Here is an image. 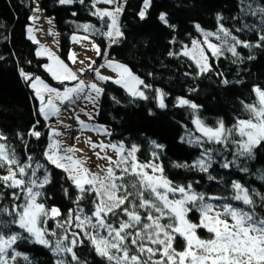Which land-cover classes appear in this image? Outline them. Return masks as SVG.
<instances>
[{
    "label": "snow or ice",
    "instance_id": "obj_1",
    "mask_svg": "<svg viewBox=\"0 0 264 264\" xmlns=\"http://www.w3.org/2000/svg\"><path fill=\"white\" fill-rule=\"evenodd\" d=\"M74 2L59 0L61 5ZM79 3L83 4L84 0ZM151 3L152 0H143L138 13L141 20L146 18ZM100 4L113 7H97ZM238 4L243 19L241 27L235 31L255 33V44L241 40L232 29L225 27L221 23L224 17L220 15L214 32L195 25L203 40L193 39L191 47L184 46L181 54L195 63L198 75L213 70L205 46L216 59L225 52L231 53L236 58L233 63L242 59L238 47L264 48V3L261 0H238ZM91 7V14L107 30L93 24H77V30L89 35L73 34L72 41L80 43L99 34L109 40L107 47L118 43L124 35L119 25V17L124 11L122 0H92ZM249 17L254 18V22L248 23ZM159 19L168 24L166 13H161ZM210 37H215L219 43H213ZM29 39L39 43L32 36ZM91 47L104 62L95 67L96 61L90 59L86 69L76 71L49 49L41 46L37 51V56L46 55L51 61L43 67L61 85L59 88L20 70L39 102V116L47 122L67 110L77 122L78 129L73 130L72 142L65 144L59 139L62 133L58 129L45 125L49 132L42 156L47 164L41 163L34 154L26 153V158L21 160L14 148L0 143V200L10 198L12 201L10 207L0 206V217H7L0 219V264H16L18 257L32 264L26 254L17 251L20 243L49 249L56 257L54 264H88L76 251L82 246L100 258L95 264H264V193L239 180H225L223 177L218 183L226 191L219 195L198 192L192 182L175 183L165 175L159 162L165 146L155 140L150 141L152 159L146 162L137 156L138 145L126 146L123 141L104 143L85 137L84 142L97 162L76 147V142L86 131L111 136L105 126L88 122L98 114L99 100L105 91L96 81L107 83L111 80L125 89L130 97L142 100H147L148 96L140 86L151 87L128 66L107 59V47L103 52L95 42ZM169 55L174 54L170 52ZM68 59L76 63V54L70 52ZM248 59L255 57L249 56ZM105 67L111 69L115 77L102 74L100 69ZM85 71L94 74L92 82L81 78ZM222 83L229 82L223 80ZM156 91L158 107L164 109V93L159 89ZM252 91L254 102L241 101L247 118L236 117L230 126L223 119L209 126L196 115L200 105L178 98L180 106L187 105L193 110L195 118L192 123L200 133L195 136L189 131L180 139L202 151L193 164L177 163L173 167L195 169L207 174L209 181L217 179L210 173L217 163L221 169L234 168L240 173H250L248 162L257 159L256 150L264 144V89L254 86ZM111 99L120 103L115 97ZM81 114L87 117V121L81 119ZM39 123L37 120L32 125L29 136L41 138V132L36 130ZM6 139L0 133V140ZM92 163L95 170L90 166ZM47 165L61 170L64 173L61 180L69 181L76 193L73 198L69 188L61 185L65 198L73 205L66 214L59 207L48 206L45 202L50 199L46 196V187L52 183V170ZM255 178L264 181V169L256 170ZM192 215L197 216L195 221ZM50 221L52 227H49ZM200 231H204L208 238H202ZM180 245L183 250H178Z\"/></svg>",
    "mask_w": 264,
    "mask_h": 264
},
{
    "label": "trees",
    "instance_id": "obj_2",
    "mask_svg": "<svg viewBox=\"0 0 264 264\" xmlns=\"http://www.w3.org/2000/svg\"><path fill=\"white\" fill-rule=\"evenodd\" d=\"M29 1L0 0V133L7 137L6 140H0V143L14 148L21 160L26 158V153L34 154L41 163L47 164L42 153L48 142L49 127L45 126V121L37 113L39 102L29 83L20 75V70L23 69L33 76H41L52 85L56 84V81L43 67L47 59L36 55V44L26 35V25L30 22L32 9ZM122 2L124 11L119 17V25L124 35L119 38V42L107 47L110 43L107 38L99 34L92 37L102 52L107 47V59L129 66L134 74L151 87L144 88L148 99L142 100L130 97L125 89L111 80L102 82L105 91L100 98L98 123L110 127L112 141H123L126 146L138 145L140 151L137 156L142 162L152 159L150 153L153 149L150 141L155 140L164 145L159 162L164 167L165 175L175 183L192 182L198 192L219 195L226 191L218 183L223 177L225 180H239L264 193V181L255 178L256 170L264 169V144L256 150L257 159L248 162L250 173H240L234 168L221 169L217 163L210 169V173L217 179L209 181L207 174L195 169L173 167V164L177 163L193 164L202 151L180 139L189 131L195 136L200 133L196 132L192 123L193 110L187 105L180 106L178 98L188 99L200 105L196 115L209 126H214L218 119H223L225 124L230 126L236 117L247 118L241 101H255L253 87L264 89V48L238 47L237 51L242 59L233 63L236 58L232 57L231 53L225 52L216 59L211 57L205 46L213 70L202 75L197 74L195 63L181 54L184 46L190 44L193 39L203 40L195 25L199 24L205 31H216L218 15L224 17L221 23L232 29L241 40L255 44V33L247 30L235 31L241 27L243 19L238 0H152L143 20L138 15L143 0ZM91 3L92 0H84L83 4L75 0L71 5H61L59 0L40 1L44 13L55 19L60 34L61 56L67 60L71 49V35H89L83 30H77V24L88 23L103 31L107 30L102 22L91 14ZM261 3H264V0H261ZM97 7L111 6L100 4ZM161 13L167 14V25L160 21ZM233 17L237 19L233 20ZM247 22H254V18H247ZM211 39L217 41L215 37ZM170 52L174 55L170 56ZM249 56L255 59L249 60ZM102 62L103 59L98 57L95 65ZM223 80L229 83L224 84ZM157 89L164 93V109L158 107ZM112 97L120 103H115ZM37 120L40 121L36 125V130L42 134L40 139L28 135ZM47 166L52 170V183L46 187V196L50 199L45 202L48 206L59 207L62 213L66 214L73 205L65 198L61 185L69 188L73 198L76 193L70 187L69 181L61 180L64 175L61 170ZM197 181L199 183H196ZM11 203L10 198L0 200V206L10 207ZM191 218L195 221L197 216L192 215ZM52 226L53 222L50 221L49 227ZM199 235L208 238L204 231H200ZM178 250H183L182 245ZM17 251L26 254L32 264H54L56 259L49 249L41 245L20 243ZM76 251L88 264H95L100 259L91 253L88 247L82 246ZM16 264L27 262L18 257Z\"/></svg>",
    "mask_w": 264,
    "mask_h": 264
},
{
    "label": "rangeland",
    "instance_id": "obj_3",
    "mask_svg": "<svg viewBox=\"0 0 264 264\" xmlns=\"http://www.w3.org/2000/svg\"><path fill=\"white\" fill-rule=\"evenodd\" d=\"M40 1L41 0H30L29 1V6L32 7V9H31V14H30V22L26 25L27 37L29 38V36H32L35 38V40L39 41V43H35L36 49H37L36 51H39L41 49V46H43L44 48H47L50 51H52L56 56L60 57V59L64 60L65 63H67L74 71L82 69V68L86 69L89 62H90V59L96 61V59L98 58L95 51L91 47L92 42L96 43V40L91 36L89 40L81 41L80 43H74L71 39L70 52H73L76 54V63H73L72 61L63 58L61 56V52H60L61 51L60 34H59L58 28L56 27L55 19L52 16H48V15L44 14V12L42 10V6L40 4ZM111 7H113V6H111ZM37 8L39 9V11H36ZM34 16L37 17V19H35V20L31 19V17H34ZM29 29H32V31L29 32ZM207 31H213V30H207ZM75 35L85 36L82 33H75ZM72 36L73 35H71V37ZM209 39L213 43H219V41L217 42V41L212 40L211 37ZM187 46L190 48L191 43L188 44ZM70 52H69V54H70ZM69 54H68V56H69ZM41 57H44L47 59L46 64L51 63V61L47 58L46 55L41 56ZM114 61H116V60H114ZM103 62H104V60H103ZM99 65L100 64L94 65V66L98 67ZM100 71L104 75H108V76H112V77H115V75H116L115 73L112 72L111 69H108L106 67L100 69ZM87 73H90V72L85 71V73L81 76V78L84 79L83 76H85ZM39 77H41V76H39ZM88 77H86V78H88ZM138 77L140 78V76H138ZM41 78L46 83L50 84L51 86L54 85V87H58V88L61 87V85H59L57 82H56V84L52 85L47 80H45L43 77H41ZM86 78L84 80L87 81ZM96 82L99 83L100 85H102L100 81H96ZM140 88H141V90L145 91L144 87H142V85L140 86ZM145 94H146V91H145ZM72 120H73V118H72V116L68 115L67 110H62L59 117H53L49 121H47L46 123L50 127L58 129L62 133V135L59 137V139H61L65 144H68V143L72 142L71 136L73 135V132L71 130L74 128V126H73V128L71 127L70 130H68L69 127L72 126L71 125L73 123ZM89 123H91V122H89ZM73 124H75V123H73ZM95 124L102 125L99 123H95ZM102 126H105L110 132H112L108 125H102ZM77 134H79V133L77 132ZM89 136L92 138L93 141H96V142L103 141L104 143H108L109 141H111V142H115V141H112L110 139V137L98 135V134L91 132V131H86L82 134L81 139L76 142V147L83 150V153H82L83 155L92 156V161L97 162L95 156L92 155V152H91L89 146L84 142L85 137H89ZM116 142H119V141H116ZM109 154L111 155L112 153L109 152ZM98 163L103 164V163H105V161H98ZM90 166H92L93 170H95L94 163H92Z\"/></svg>",
    "mask_w": 264,
    "mask_h": 264
},
{
    "label": "crops",
    "instance_id": "obj_4",
    "mask_svg": "<svg viewBox=\"0 0 264 264\" xmlns=\"http://www.w3.org/2000/svg\"><path fill=\"white\" fill-rule=\"evenodd\" d=\"M43 10V9H42ZM44 12V11H43ZM45 14V13H44ZM86 81V80H85ZM99 84V83H98ZM101 84H102V82H101ZM100 85V84H99ZM101 87H102V85H100ZM100 101H101V99L99 100V104H100ZM89 108H91V105H89ZM98 108H99V106H98ZM96 111H98L99 112V110L97 109ZM68 112V115H70V116H72V114L70 113V111H67ZM97 115L98 114H96L95 116H94V120L93 121H89V122H91V123H98V121H97ZM81 119H86V121H87V117H85L83 114H81ZM72 122L73 123H75V124H71L72 126H70L69 127V129L68 130H70L71 129V127L73 128V126H74V128L75 129H78V124H77V122L73 119L72 120ZM46 123V122H45ZM47 124V123H46ZM48 125V124H47ZM77 127V128H76Z\"/></svg>",
    "mask_w": 264,
    "mask_h": 264
},
{
    "label": "built area",
    "instance_id": "obj_5",
    "mask_svg": "<svg viewBox=\"0 0 264 264\" xmlns=\"http://www.w3.org/2000/svg\"><path fill=\"white\" fill-rule=\"evenodd\" d=\"M88 74V75H87ZM85 76H83V78L85 79L86 77H88V78H86L87 79V81L86 82H92V80L94 79V74L93 73H87ZM73 130H75L74 128L71 130L72 132H73ZM77 134V133H76Z\"/></svg>",
    "mask_w": 264,
    "mask_h": 264
}]
</instances>
